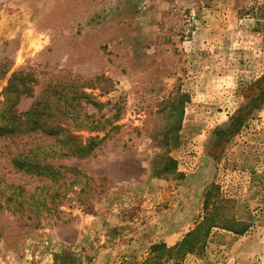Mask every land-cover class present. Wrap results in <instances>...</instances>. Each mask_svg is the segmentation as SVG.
<instances>
[{"label":"rangeland","instance_id":"374dc122","mask_svg":"<svg viewBox=\"0 0 264 264\" xmlns=\"http://www.w3.org/2000/svg\"><path fill=\"white\" fill-rule=\"evenodd\" d=\"M263 5L0 0V106L19 114L39 101L47 123L102 137L90 154L57 161L78 172L67 169L64 196L45 191L49 210L0 202V264H138L195 225L213 184L251 226L213 228L203 253L178 264H264V102L244 109L264 73ZM4 143L7 183H54L15 170Z\"/></svg>","mask_w":264,"mask_h":264},{"label":"trees","instance_id":"16d2710c","mask_svg":"<svg viewBox=\"0 0 264 264\" xmlns=\"http://www.w3.org/2000/svg\"><path fill=\"white\" fill-rule=\"evenodd\" d=\"M261 15L264 18V5ZM252 85L257 94L250 99L244 109H251L252 106L264 102V73L253 80ZM10 87L11 81L8 79V84L1 93L9 91ZM46 114L49 115L46 109L40 106L39 101H34L28 111L19 114H16L12 106H0V140L7 141L4 147L7 148L9 164L17 171L40 179L50 178L54 182L46 188L36 186L28 192L24 186L7 183L6 179L0 176V202L4 201L7 207L18 213L36 217L44 209H50L45 202L47 196L45 191H51L52 200L64 196L66 186L73 183V180L66 182L67 169L73 171L74 177L78 172L75 167L70 166H65V169L61 170L62 164L57 161L71 156L80 158L88 155L102 139L98 135L83 137L75 132L81 129L90 131L91 127L89 128L88 125L75 123L62 126L60 123H47L44 119ZM243 120L241 113L238 114L234 117L232 126L237 128ZM32 134H40L39 140L27 139L23 144L17 145L14 150L11 149L15 139ZM44 136L49 137L50 140H45ZM9 187L12 188L10 191H8ZM57 202L55 201L53 205ZM202 208L203 213L199 220L180 240L172 245L164 241L151 244L138 264H178L188 254L203 253L213 228L218 227L242 234L251 226L250 222L239 219L229 212V200L222 195L217 184L211 185L205 191Z\"/></svg>","mask_w":264,"mask_h":264}]
</instances>
